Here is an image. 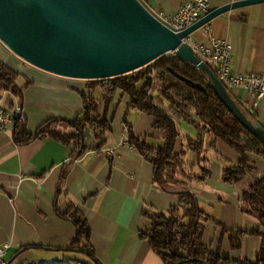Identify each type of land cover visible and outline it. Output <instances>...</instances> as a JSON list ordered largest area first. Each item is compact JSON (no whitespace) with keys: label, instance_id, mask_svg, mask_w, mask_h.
I'll return each instance as SVG.
<instances>
[{"label":"crops","instance_id":"1","mask_svg":"<svg viewBox=\"0 0 264 264\" xmlns=\"http://www.w3.org/2000/svg\"><path fill=\"white\" fill-rule=\"evenodd\" d=\"M188 0H148L153 12L171 14ZM236 0H211V10ZM208 31L227 39L233 46L232 72H264V2L231 9L196 30L188 42L207 41ZM0 61L18 72L20 95L0 93L6 105H20L27 129L34 132L49 118L73 120L83 109L82 92H89L88 80L68 78L37 68L13 53L0 40ZM241 103L245 93L231 90ZM99 112L104 110L98 88ZM131 98L118 92L107 108L110 130L93 131L86 127L88 148L73 157L76 144H63L54 138L36 139L18 145L13 125L0 132V245L9 243L8 264L30 261L33 264H74L90 262L85 253L69 248L75 237L74 224L62 217L68 204L77 208L91 228V243L101 264H164L141 231L150 227L149 213H168L179 203L177 188H163L154 179V165L140 155L135 146L123 141L126 122L136 136H147L149 146L164 142L163 132L154 130V118L142 111L128 109ZM264 126V103L253 116ZM181 136L176 143L180 151L185 139L198 137V129L177 120ZM60 130H62L60 128ZM111 150L113 152L111 153ZM255 173L241 183L223 180L225 166L240 160V154L222 140L201 158L210 161L211 174L204 183L192 182L189 189L209 213L204 240L214 250L233 257L255 259L261 238L243 237L240 248L233 249L223 226L229 230H250L260 222L241 210L244 188L264 177V157L247 153ZM185 161L191 174H200L195 153ZM59 210V211H58ZM219 222L221 225H217Z\"/></svg>","mask_w":264,"mask_h":264},{"label":"trees","instance_id":"2","mask_svg":"<svg viewBox=\"0 0 264 264\" xmlns=\"http://www.w3.org/2000/svg\"><path fill=\"white\" fill-rule=\"evenodd\" d=\"M141 1L147 6L148 0ZM18 75V72L0 61V93L11 91L20 95L22 88L16 82ZM208 81V76H202L191 63L182 61L174 54H166L129 74L88 80L89 92H82V112L73 120L49 118L31 132L27 129L26 119L17 117L13 124V138L18 145L45 138H54L66 145L74 142L76 148L73 157L78 158L88 148L86 127L89 126L93 131L110 130L107 108L118 92L123 96L128 95L131 98L128 109L151 115L154 118L152 128L163 132L164 139L157 147L149 146L146 141L149 134L136 136L126 122L128 142L154 165V179L161 187L179 190V203L171 207L168 213H146L151 224L148 229L141 231V236L149 241L164 264H264V177L257 178L244 188L240 204L241 210L258 218L260 225L246 231L229 230L223 226V233L228 235L233 249L240 248L243 237L248 234L261 238L255 259L233 257L222 252L220 246L214 250L204 240L206 225L212 220L189 189L190 183H204L211 174L210 161L201 158L202 153L214 150L216 142L222 140L240 154L237 163H229L223 170V180L231 184L241 183L249 174L255 173L247 153L264 157V142L234 117L208 85ZM96 88L102 95V112H99V99L94 95ZM228 91L243 112L256 122L231 90ZM177 120H183L198 129V137H187L180 151L176 150V143L181 136ZM188 152L197 155L201 165L200 174L189 173L185 161ZM59 213L75 227V237L69 248L79 250L92 259V263L84 261V264H101L92 246L91 228L84 215L70 203L64 212ZM216 224L221 225L219 222Z\"/></svg>","mask_w":264,"mask_h":264},{"label":"water","instance_id":"3","mask_svg":"<svg viewBox=\"0 0 264 264\" xmlns=\"http://www.w3.org/2000/svg\"><path fill=\"white\" fill-rule=\"evenodd\" d=\"M264 0H236L176 32L141 0H0V40L27 63L75 79L98 80L141 69L166 54L189 62L234 117L264 142L212 68L186 40L215 17Z\"/></svg>","mask_w":264,"mask_h":264},{"label":"built area","instance_id":"4","mask_svg":"<svg viewBox=\"0 0 264 264\" xmlns=\"http://www.w3.org/2000/svg\"><path fill=\"white\" fill-rule=\"evenodd\" d=\"M211 0H188L180 6L178 10L171 14L165 12L154 13L155 16L172 30L179 32L191 26L200 18L211 11ZM209 37L207 41L189 42L194 53L204 60L223 83L230 90L241 89L245 93V98L241 102L244 110L250 115L255 116L264 103V72H232L233 46L223 38L215 37L211 31H208ZM187 40V39H186ZM19 117L25 120L23 108L20 105H6L0 100V132L8 131L10 125L15 123ZM123 141H128V130L124 129ZM113 150H111V153ZM11 245L5 243L0 245V264H8L6 255ZM20 264H33L25 261ZM74 264H84L76 261Z\"/></svg>","mask_w":264,"mask_h":264},{"label":"rangeland","instance_id":"5","mask_svg":"<svg viewBox=\"0 0 264 264\" xmlns=\"http://www.w3.org/2000/svg\"><path fill=\"white\" fill-rule=\"evenodd\" d=\"M169 55V54H168ZM129 74V73H128Z\"/></svg>","mask_w":264,"mask_h":264}]
</instances>
